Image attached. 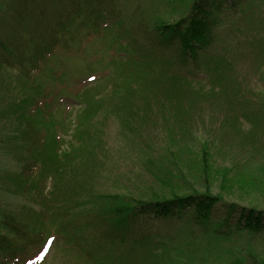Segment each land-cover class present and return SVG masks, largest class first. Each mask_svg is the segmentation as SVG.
Here are the masks:
<instances>
[{
  "label": "rangeland",
  "instance_id": "374dc122",
  "mask_svg": "<svg viewBox=\"0 0 264 264\" xmlns=\"http://www.w3.org/2000/svg\"><path fill=\"white\" fill-rule=\"evenodd\" d=\"M216 1L222 4L223 12L218 38V50L220 56L223 54V59L217 68L218 71L234 74L241 98L234 104H228L223 97L218 98L221 92L215 97L211 85L194 81V71L190 78L195 83L177 80L165 93L178 91L177 98L185 107L194 100L189 106L194 120L189 123V129L182 127L183 131L178 130L179 120L176 123L165 121L164 114L173 111L168 106L162 111L163 108L160 110L153 100L148 104L149 111L142 106L143 95L133 94L132 87L137 90L138 86L133 80L129 81V92L113 86L116 79L122 78L116 74L112 77V63L122 51L121 47L117 48L122 43L118 33L103 32L88 40L67 39L65 48H57L34 75L26 77L16 70L0 69V211L21 217L25 214L32 219L33 213L42 211L37 209L41 207L50 218L43 225L40 222V230L45 231L44 239L51 238L46 240L45 247L38 254L28 252L22 258L27 259L23 264H88L90 261L99 264L108 260L109 264H114V260L118 259L115 249L92 246L89 233L83 229L75 230L77 232L72 233V239L67 233H58L56 217L60 215L58 213L64 201L73 206L69 216L71 219L95 209L103 195L120 194L129 200H136L145 198L147 189H159L160 184L147 174L146 170L153 167L146 165L144 158L146 153H156L166 139L174 138L171 149L176 146L179 153H184L182 163L189 168L185 169L188 174H193V170L198 171L202 145L209 143L213 145L212 155H209L213 175L221 164L230 165L229 178L219 180V183L236 187L235 190L242 188L252 192L264 188V56L255 61L251 42L248 47L243 45L248 36L250 40L257 38L261 41L264 49V0ZM233 1L240 6L232 16L227 6ZM4 2L0 0V7ZM61 4L62 0H25L24 10L30 13L33 21H37L40 8L49 10L54 18L57 8H62ZM174 9L176 7L172 4L171 11ZM9 12L4 9L0 19L2 25L10 21ZM135 12L137 16H144L142 21L149 31L152 30L153 19L163 16L164 21L170 22L180 14L164 16L170 12L167 0H115V13L131 16ZM110 70L112 73L109 74ZM124 71L127 78L133 74L142 77L149 87L158 88V71L131 72L130 64L124 65ZM190 88L197 89L198 96L191 94ZM146 96L153 94L146 93ZM208 96L217 101L216 104L208 103ZM89 101L90 105H87ZM129 104L135 110L139 107V114L127 121L133 127H126L125 118H121L126 115ZM122 105L125 109H121ZM195 121L197 126L194 125ZM191 132L195 140L188 139L186 142ZM181 138L183 142L178 141ZM204 140L208 143H203ZM188 143L192 148L188 149ZM165 146L170 148V144L165 143ZM76 149L87 150L91 154V161L82 158V162L73 158ZM32 150L39 162L35 176L25 180L23 174L18 173L33 161L29 154ZM59 153H64L62 157L71 161H64L65 167L61 165V169L58 167ZM189 153H196L197 157L192 158ZM92 158H95L93 163ZM31 165L27 168H32ZM158 166L163 168V165ZM241 168L255 172L257 176L252 174L255 181L249 183L250 180L244 179L247 181L242 182V176L238 174ZM197 175L200 179L188 177L190 184L196 185V179L206 185L210 183L209 192H219L212 188L209 172L198 171ZM199 188L196 190H205ZM258 198L253 202L264 206V200L261 202ZM220 214L219 211L217 215ZM144 219L148 217L141 218L140 223L148 225L149 232L146 233L155 232L169 237L161 240L164 244L161 246L163 254L158 259H166L164 264H178V261L182 262L180 264H197L199 259H186L181 253L190 241L179 240L174 231L178 223L169 225L156 221L152 225V222L145 223ZM236 240L243 241L239 238ZM156 243L159 245L160 242ZM247 243L255 254L264 255V236L253 237ZM212 245L205 243L199 250L211 248ZM230 248L232 254L239 250V247ZM187 254H190L189 250ZM224 254L221 253L222 256ZM169 259L174 260L170 262ZM220 260L213 258L203 263Z\"/></svg>",
  "mask_w": 264,
  "mask_h": 264
},
{
  "label": "trees",
  "instance_id": "16d2710c",
  "mask_svg": "<svg viewBox=\"0 0 264 264\" xmlns=\"http://www.w3.org/2000/svg\"><path fill=\"white\" fill-rule=\"evenodd\" d=\"M169 3H172L176 9L171 11L172 4ZM167 4L170 12L165 13L164 16L172 13L178 15V12L179 16L170 22L164 21L163 16H159L156 20L153 19L152 30L149 31L142 21L144 16H137L136 12L131 16L115 13V0H62V8H57L58 12L54 18L51 17L49 10L40 8L37 21H33L30 13L24 10L25 0H5L3 7H0V19L6 9L10 11V21L3 25L0 22V69L16 70L18 74L26 77L37 74L42 62L53 56L57 48H65L67 39L88 40L95 35L97 37L103 32L112 31L114 34L118 33L120 42L122 41L117 45L122 51L112 63L114 66L112 77L116 74L121 75L122 78L112 82L113 86L129 92L131 90L129 81L133 80L138 85L137 90L132 87L133 94L143 95L142 106L149 111L150 100L157 102L160 110L163 108L162 111L168 106V109L173 111L164 114L165 121L176 123L179 120L178 130L183 131L182 127L189 129V123L194 120L191 114L192 108L189 106L194 100L185 107L177 98L178 91L173 94L165 93L171 90L170 85H175L177 80L208 83L212 86L210 89L214 90L212 93H215V97L221 92L218 98L223 97L228 104L230 102L234 104V101L241 98V92L234 74H227L225 70L218 71L217 68L219 61L223 59V54L220 56L221 52L218 50L219 30L223 23L222 4L216 0H167ZM239 6L240 4L236 6L233 1L227 9H230L233 16ZM250 42L256 55L255 61L263 58L264 49L261 41L257 38L250 40L246 36L243 45L248 47ZM125 64H130L131 72L158 71L156 74L162 77L155 75L159 81L158 88L149 87L142 77L131 73L127 78L124 71ZM193 71L196 72L194 81L190 78ZM189 90L191 94L198 96L197 89ZM146 93H152L153 96H146ZM103 99L104 97L102 101ZM208 99V103L217 102L213 101L212 97L208 96ZM90 102L87 105H90ZM121 109H125V106L122 105ZM128 111L121 118H125L126 127H133L127 121L139 114L137 112L139 107L135 110L129 104ZM262 111L264 113V108ZM177 115L180 116L179 119L176 118ZM195 124L197 126L196 121ZM181 133L183 135V132ZM193 138L191 132L186 142ZM205 140L203 143H208ZM173 141L174 138L166 139L156 153H146L144 158L145 164L153 167L146 170L147 174L160 184L159 189H153L151 186V189L146 190L148 193L144 194L145 198L136 200H129L120 194L103 195L104 197L99 201L101 203L95 209L84 211V215L74 216L71 219L69 216L73 206L68 201H64L58 213L60 215L56 217L57 232L67 233L72 239L74 237L72 233L77 232L75 230L83 229L89 233L92 246L100 245L104 248L110 246L112 250L115 249L118 259L114 260V264H164L166 259H158L163 254L161 248L164 244L161 240L169 237L155 232L146 233L149 232V228L146 227L148 225L140 223L141 218L146 216L148 219H144V222H152V225L156 221L169 225L173 222L178 223L174 231L179 240L190 241L185 251L181 253L186 259H199L197 264H204V261L213 258L221 260L210 261L208 264H264V255L255 254L247 243L253 237L264 236V206L253 202L258 197L261 202L264 200L262 197L264 188L252 192L242 188L235 190L236 187L219 183V180L229 178L230 165L221 164L218 172H214L216 176L214 177L209 164L213 145L208 143L205 144L206 146L202 145L198 171L211 174L212 188L215 187L219 192H209L210 183L206 185L196 180L199 178L198 171L193 170V174H188L189 172L185 170L189 168L182 163L184 153H179L180 150L176 146L171 149ZM178 141L183 142V139ZM165 143L170 144V148L166 147ZM188 144V149L192 148L190 143ZM188 149L186 148L187 151ZM29 154L33 161L18 173V175L23 174L25 180L35 176L39 162L33 150ZM189 154L192 158L197 157L196 153ZM62 156L65 154H58L59 168L61 165L65 167L64 161L71 162ZM73 158L83 162L82 158L89 159L91 154L87 150L76 149ZM94 160L95 158H92V163ZM30 164L32 168L28 169ZM158 165H163V168H158ZM251 171L241 168L238 174L242 176V182L255 181L253 175L256 174ZM188 177H196L197 186L190 184ZM199 187L205 190H196ZM160 192L163 193L158 194ZM37 209L42 211L33 213L32 219L25 214L21 217L12 212L0 211V264H20V260L23 264L27 259L22 258L28 252L38 254L46 240L51 238L44 239L45 231L40 230L50 218L43 208ZM219 211L221 214L217 215ZM236 238L243 241L239 242ZM157 241L160 242V246ZM205 243H213V245L211 248L199 250ZM230 247H239V250L232 254ZM188 250L191 255L187 254ZM223 252H225L224 256L221 255ZM173 260L169 259L170 262ZM109 262L110 260L99 264H109ZM88 264H97V262L90 261Z\"/></svg>",
  "mask_w": 264,
  "mask_h": 264
}]
</instances>
